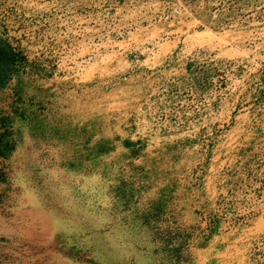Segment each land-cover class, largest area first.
<instances>
[{"label": "rangeland", "instance_id": "obj_1", "mask_svg": "<svg viewBox=\"0 0 264 264\" xmlns=\"http://www.w3.org/2000/svg\"><path fill=\"white\" fill-rule=\"evenodd\" d=\"M0 264H264V0H0Z\"/></svg>", "mask_w": 264, "mask_h": 264}]
</instances>
